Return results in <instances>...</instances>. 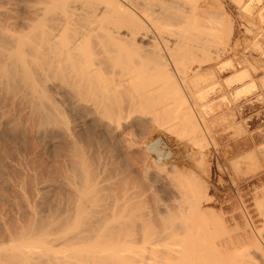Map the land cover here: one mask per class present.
<instances>
[{
    "label": "bare ground",
    "instance_id": "1",
    "mask_svg": "<svg viewBox=\"0 0 264 264\" xmlns=\"http://www.w3.org/2000/svg\"><path fill=\"white\" fill-rule=\"evenodd\" d=\"M139 1L39 0L38 6L29 8L30 17L21 20L2 18L3 7L0 10V131L20 129L23 124L16 121L13 112L24 106L33 115L30 123L36 124L37 117L39 138L64 162L58 180L65 177L63 187L51 195L52 188L46 184L30 190V176L24 173L27 175L18 187L24 195L25 209L20 206V212L16 206L19 215L9 221H3L6 217L0 215V264H264V226L255 225L248 209H244L243 226L238 224L232 230L225 225L217 238L210 229L204 232L191 225L193 219L204 221L219 216L206 208L212 198L208 186L200 181L189 180L193 183L188 188L182 186L187 185L182 181L179 187L170 189L173 203L169 200L156 204L158 227L153 225L151 232L146 228L154 213L142 215L149 216L146 221L142 217L143 227L140 221L141 227L135 225L134 219L129 222L135 226L128 224L129 229L120 227L122 221L117 223L119 226L112 225L116 227L109 225L118 217L121 205L113 204L110 210L103 207L106 204L101 202V192L108 189H102L101 184L106 171L103 166V172L98 171L99 162L95 169V161L94 165L90 163L91 156L80 143L91 141L100 150L117 135L123 133L125 140L129 118L154 121L158 113H166L167 105L153 103L160 100V95L180 92L174 78L181 77L178 71L187 61L202 63L226 55L225 51L212 49L213 41L225 37V29L207 21L203 7L182 11L176 3L171 4L172 0L140 1L145 6ZM167 8L179 10L173 16ZM252 87L238 90L237 97ZM61 101L71 113L82 115L81 124L71 127V122H66L59 110ZM192 123L194 128L200 125L194 120ZM3 171L0 181L4 179ZM49 195L52 202L45 200ZM262 204L258 203L264 219Z\"/></svg>",
    "mask_w": 264,
    "mask_h": 264
},
{
    "label": "rangeland",
    "instance_id": "2",
    "mask_svg": "<svg viewBox=\"0 0 264 264\" xmlns=\"http://www.w3.org/2000/svg\"><path fill=\"white\" fill-rule=\"evenodd\" d=\"M140 1L144 2V0ZM140 1L139 3L145 6ZM167 1L169 2V0ZM37 2L39 0H0V10L3 7V12L6 13H3L2 18H12V20L29 18V8H32L31 5ZM145 2L147 3V0ZM170 2L171 4L172 2L176 3V8L179 6L180 10L203 7L207 21L225 29V37L213 41L212 49L219 52L225 51L226 55H221L218 60L207 58L202 63L187 61L180 68L183 69L185 75L182 71H178L181 77L177 75L174 78L180 84V92L167 94L168 97L160 95L157 97H160V100L152 102L157 104L156 106L158 104L167 105L166 113H160V115L158 113V116L154 117V121L141 117L138 120L129 118L127 129H124L128 131V134L125 133L127 134L125 140L122 133L116 138H112L108 145L100 146V150L91 141L86 140L84 143H80L81 146L83 145V151L85 150L84 152L91 156L89 157L90 163L92 165L96 163L95 169L100 163L98 171L103 172L104 169L106 171L102 173L105 176L103 179L106 186L101 184V188L108 190L101 192L105 195L100 197L104 202L98 199L106 206L101 205L100 202L97 203L100 204L99 207L108 206V210L113 207L111 205L119 203L117 205H121V208H117L118 213L115 215L120 218L114 217L115 220L111 219L113 222L108 224L110 226L114 223L117 225L122 221L127 226L121 224L120 227L123 226L126 229H129L128 224L134 225L131 223L133 219L135 225L137 223L143 227L142 221H146L149 216L143 217L142 215H147V212L148 214L154 213L148 218L150 220V222L148 221L149 227L144 225L145 228L147 227L146 230L151 232L155 228L154 226L158 227L155 222V211L158 207L156 204L166 203L169 200L173 203L170 189L179 187L182 181L183 184L187 183V185H182L184 187L189 186L190 182L200 181V184L202 182L208 186L209 195L212 198V204H206V208L213 209L221 217L215 216L213 219L204 221L193 219L190 223L194 228L203 229L204 232L210 229L214 238H217L225 225H228L232 230L236 226L238 227V224L243 226L244 217L242 216L247 209L253 216L255 225L263 228L264 219L260 215L262 209H259L258 203H264V0H172ZM36 6L38 5L36 4ZM147 6L151 7L152 5ZM157 6L156 10L160 9ZM152 7L155 8V5ZM173 8H170L171 10L167 8L169 14L173 12V15L179 10ZM159 16L161 18L162 15L159 13ZM230 24H232L231 32H229ZM182 74L185 77H182ZM180 78L183 81H179ZM249 85H253L250 91L237 97L238 90ZM23 108L24 106H20L15 109L16 111L14 110L15 113L13 112L16 121L23 124L19 127L20 129L18 131H0V170H4V179L0 181V210L3 209L0 215L6 217L3 221L15 218L14 215L17 217L19 215V212L16 213L17 208L19 211L21 207L25 209L24 198H22L24 195L18 187L25 175L30 176L29 187L32 191L36 185L46 184L52 188L49 190L51 195H54L53 193L58 192L64 185L62 183L65 177L58 180L60 165L64 162L58 155L56 158V154L48 149L46 143L39 138L37 134L39 126H36L38 125L37 117L35 116L36 124L30 123L33 115L28 114ZM59 110H62V116L66 122H71V127L82 123V115L71 113L63 101H61ZM150 110L145 111L150 112ZM20 112L25 114L21 115ZM148 114L150 113H147V116ZM151 115L153 116L152 113ZM18 118L19 120H17ZM193 120L198 122V125L200 124L198 128L191 126ZM30 124H33L32 127ZM31 132L33 133L31 134ZM126 140H129V143ZM90 145L91 150L89 149ZM96 157L99 159L97 160ZM102 166L104 169H101ZM63 167L65 168V165ZM37 175L38 177H35ZM192 175L194 178L191 177ZM191 179L193 181H189ZM170 181L175 184L179 182L178 186L171 184ZM169 183L173 187H170ZM262 190L263 192L260 193ZM258 192L262 195H257ZM51 195L45 198L47 202H52ZM203 201L206 203L205 199ZM136 203H138L137 206H135ZM123 204L130 206L126 205L125 208ZM262 206L264 207V204ZM22 209L20 212H23ZM104 210L108 216L109 211L106 208ZM109 217L112 218L110 215ZM151 218L154 219H152L153 222H151ZM139 221L142 223L141 225L138 224ZM131 226L129 225L130 228H132ZM143 231L145 232V230Z\"/></svg>",
    "mask_w": 264,
    "mask_h": 264
}]
</instances>
